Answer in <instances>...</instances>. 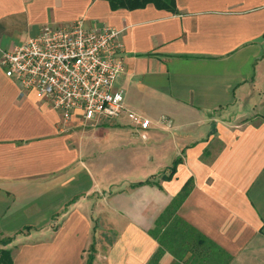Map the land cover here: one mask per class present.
I'll return each instance as SVG.
<instances>
[{
    "label": "crops",
    "instance_id": "0c3cea01",
    "mask_svg": "<svg viewBox=\"0 0 264 264\" xmlns=\"http://www.w3.org/2000/svg\"><path fill=\"white\" fill-rule=\"evenodd\" d=\"M175 5L0 0V58L77 9L67 26L120 31L125 64L114 84L121 116L67 123L0 67V242L10 241L0 249L12 264H148L160 249L157 264H264V0ZM87 133L105 145L98 155L82 148ZM128 158L142 177H104ZM188 180L176 214L208 240L197 255L164 232L171 221L156 234L165 244L151 236Z\"/></svg>",
    "mask_w": 264,
    "mask_h": 264
},
{
    "label": "built area",
    "instance_id": "2783aa9c",
    "mask_svg": "<svg viewBox=\"0 0 264 264\" xmlns=\"http://www.w3.org/2000/svg\"><path fill=\"white\" fill-rule=\"evenodd\" d=\"M119 35L114 28L86 29L80 22L46 25L36 37L2 52L0 67L6 78L36 91L63 123L75 113L86 122L116 120L124 112L122 93L114 89L125 67ZM134 122L142 132L151 125L137 115Z\"/></svg>",
    "mask_w": 264,
    "mask_h": 264
},
{
    "label": "trees",
    "instance_id": "16d2710c",
    "mask_svg": "<svg viewBox=\"0 0 264 264\" xmlns=\"http://www.w3.org/2000/svg\"><path fill=\"white\" fill-rule=\"evenodd\" d=\"M105 1L108 3L111 11H116L118 9L132 11L136 9L145 8L148 5H152L158 10L166 11L172 14L176 13L175 0H105ZM178 163H180V160H176L174 162L173 166L171 167V173L168 177L167 176L164 177L165 180L170 179ZM147 184H150L149 181L139 182L135 184L134 187L147 185ZM190 189H191V181L188 180L183 186L180 193L172 200V202L167 207V209L162 213V215L156 221L155 223L156 228L154 229V231L151 232V236L154 239H157L160 243L165 244V241H168L170 237H168L167 239L163 237L161 239V238H157L156 234H158V232L162 229L164 225H166L168 221H171L170 226H168L167 229L164 230V232L166 231L167 233L169 230H172L173 235H178V237L181 238V241L184 243L183 246L185 247V250L190 251L192 254L197 255L201 252H204L202 247L207 245L208 240L204 239L195 230L190 228V226L187 225L180 218H178L176 214L180 205L183 203L184 199L189 194ZM171 226L173 227L172 229H171ZM190 236L193 237V240L195 241V243L192 245V248H190L187 245V242H190ZM9 242L10 241L8 239L2 240L0 242V245L5 246ZM168 249L171 253H173L171 246ZM199 250H202V251H199ZM162 253H163V250L161 249L158 250V252L152 257V259L149 261L148 264H157L158 259L162 255ZM91 263H92V258L90 257L88 258V261L86 264H91ZM0 264H12L11 253L9 250L0 249Z\"/></svg>",
    "mask_w": 264,
    "mask_h": 264
},
{
    "label": "rangeland",
    "instance_id": "374dc122",
    "mask_svg": "<svg viewBox=\"0 0 264 264\" xmlns=\"http://www.w3.org/2000/svg\"><path fill=\"white\" fill-rule=\"evenodd\" d=\"M79 14V12H77L76 10L73 9H67V15H68V20L66 22L62 23V26L67 27V25H69L72 20V17H77V15ZM84 15V14H83ZM83 17V16H82ZM82 17H77L75 19L79 20ZM69 21V22H68ZM74 21V20H73ZM72 23V22H71ZM82 148L84 150H86V152H93L95 155H98L99 152H97L98 150H101V148L103 146H105L104 144H102V142H97L92 138V135L90 133H87L82 139ZM78 142V141H77ZM80 145V144H78ZM168 161V160H165ZM119 163V165L114 169L111 167H106L104 170L105 172L103 174L105 178H114V179H120V177H124L126 176L128 178V180H135L138 179V177H142V174L138 172V170L135 169V163H134V159L128 158L127 160H118L117 163ZM116 165V164H115ZM109 170V171H108ZM111 170V171H110ZM112 170H115L114 173L112 172ZM118 171V172H116ZM89 242V238L88 236L83 237V243L84 245H86ZM103 242V240H102Z\"/></svg>",
    "mask_w": 264,
    "mask_h": 264
}]
</instances>
